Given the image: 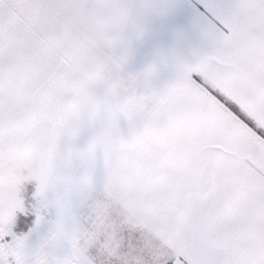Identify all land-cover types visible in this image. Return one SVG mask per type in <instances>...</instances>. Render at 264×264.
Returning <instances> with one entry per match:
<instances>
[{"label": "snow or ice", "instance_id": "snow-or-ice-1", "mask_svg": "<svg viewBox=\"0 0 264 264\" xmlns=\"http://www.w3.org/2000/svg\"><path fill=\"white\" fill-rule=\"evenodd\" d=\"M0 264H264V0H0Z\"/></svg>", "mask_w": 264, "mask_h": 264}]
</instances>
